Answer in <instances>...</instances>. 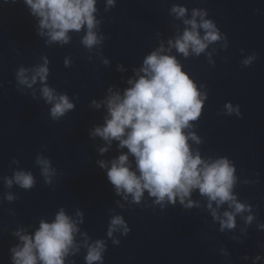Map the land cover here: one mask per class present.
<instances>
[{"label": "water", "instance_id": "95a60500", "mask_svg": "<svg viewBox=\"0 0 264 264\" xmlns=\"http://www.w3.org/2000/svg\"><path fill=\"white\" fill-rule=\"evenodd\" d=\"M95 9L98 43L89 48L86 25L69 30L66 43L52 41L25 0H0V264H14L20 237L34 236L61 210L77 228L63 264H87L97 241L102 259L92 264H264V0H95ZM194 11L202 14L197 24L211 21L220 39L185 56L175 41L191 28L185 21ZM197 31L203 37L206 30ZM154 51L175 57L204 97L200 116L183 131L198 138L187 141L193 156L226 158L234 167L231 193L243 211L230 201L209 208L198 188L174 203L145 189L137 202L109 181L121 154L139 174L136 158L94 130L109 116L108 98L144 75ZM42 66L46 79L31 82ZM22 68L30 83L20 82ZM45 86L73 108L54 118ZM18 172L32 175L30 188L16 182ZM225 212L234 214V227H221ZM117 216L125 223L109 235Z\"/></svg>", "mask_w": 264, "mask_h": 264}, {"label": "clouds", "instance_id": "9594fccd", "mask_svg": "<svg viewBox=\"0 0 264 264\" xmlns=\"http://www.w3.org/2000/svg\"><path fill=\"white\" fill-rule=\"evenodd\" d=\"M32 13L39 16L40 27L48 29L52 41L67 42L69 30L79 31L87 26L88 32L83 43L89 48L98 43L93 32L96 24L93 13L95 0H25ZM109 4L113 0H108ZM179 16L185 13L184 8H173ZM202 15L193 12V19L185 21L191 26L175 41V47L185 56L189 48L197 55L205 50L209 42L220 39L215 25L211 21L201 20L197 24L195 17ZM203 28L205 35L201 37L197 29ZM252 57L244 60L249 64ZM20 69L18 77L21 83H30ZM139 75L135 81L129 80L131 87L125 89L123 96L119 93L111 95L107 100L109 116L103 127H97L94 134L101 136L109 143L118 140L120 147H127L136 158V171L128 165V155L121 154L112 161L107 175L115 186L117 193L121 190L132 193L135 201H139L145 189L157 202L167 199L174 203L179 196L181 202L189 196L192 189L198 188L200 193L216 201L217 205L226 201L235 204V211L241 212L245 206L235 203L231 189L234 184V167L226 158L211 163L195 156L188 145L189 137L198 138L194 133L185 134L183 129L191 127L189 121L196 120L203 107L204 97L197 90L195 82L182 69V65L173 56L161 55L154 51L145 57ZM48 69L45 66L36 69L31 82L39 76L46 79ZM43 96L48 101H55L51 109L52 116L58 117L73 108L66 96L57 98L53 90L45 86ZM229 112L233 111L231 104L226 105ZM105 149H101L104 151ZM44 165L47 175L48 161H39ZM101 167L106 165L101 162ZM15 180L22 187L30 188L34 181L30 173L18 172ZM11 180L8 181L11 184ZM9 199L12 197L9 196ZM215 216V210H213ZM227 219L221 227H234L233 213L225 212ZM251 216L248 217L250 221ZM121 217L112 219L109 235L118 225H124ZM127 231V228L124 229ZM77 231L75 223L65 215L63 210L57 213L51 223L41 221L34 236L22 235V247L13 248L14 264H63V256L67 254L73 243V233ZM103 243L97 241L90 246L86 256L87 264L102 259Z\"/></svg>", "mask_w": 264, "mask_h": 264}]
</instances>
